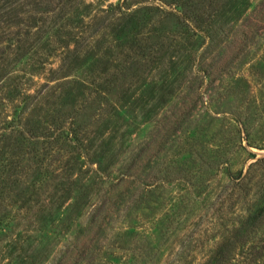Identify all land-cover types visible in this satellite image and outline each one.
<instances>
[{
	"label": "rangeland",
	"instance_id": "rangeland-1",
	"mask_svg": "<svg viewBox=\"0 0 264 264\" xmlns=\"http://www.w3.org/2000/svg\"><path fill=\"white\" fill-rule=\"evenodd\" d=\"M15 162L0 264L204 258L264 207V0H0Z\"/></svg>",
	"mask_w": 264,
	"mask_h": 264
},
{
	"label": "trees",
	"instance_id": "trees-1",
	"mask_svg": "<svg viewBox=\"0 0 264 264\" xmlns=\"http://www.w3.org/2000/svg\"><path fill=\"white\" fill-rule=\"evenodd\" d=\"M71 128L65 131L70 133ZM64 133L63 128H58ZM73 132L74 129H72ZM56 131V130H55ZM52 132L51 137L58 135ZM253 164L250 165V168ZM12 173L3 183H0V223L3 221V206L16 204L13 197L17 189L28 174L29 168L15 162ZM247 175L236 178L237 183L233 184L234 191L231 197L233 198L236 192L242 190L243 184L246 182ZM17 197V195H16ZM15 197V198H16ZM26 202V201H25ZM16 213L13 217L20 218L17 213H21L22 207H15ZM229 214V211L227 209ZM224 227V236L217 239L211 245V250L203 257L194 260L189 255H181L177 260H173L175 264H264V207L253 210H247L245 214H240L238 219L232 224H226ZM164 263H168L166 260Z\"/></svg>",
	"mask_w": 264,
	"mask_h": 264
}]
</instances>
